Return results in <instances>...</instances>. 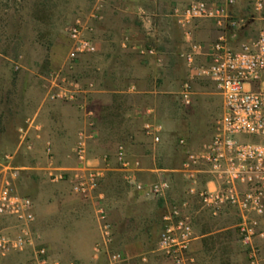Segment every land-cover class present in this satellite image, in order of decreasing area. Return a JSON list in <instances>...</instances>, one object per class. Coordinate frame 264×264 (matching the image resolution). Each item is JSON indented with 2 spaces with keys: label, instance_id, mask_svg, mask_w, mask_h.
<instances>
[{
  "label": "crops",
  "instance_id": "0c3cea01",
  "mask_svg": "<svg viewBox=\"0 0 264 264\" xmlns=\"http://www.w3.org/2000/svg\"><path fill=\"white\" fill-rule=\"evenodd\" d=\"M120 1L122 6L116 14L111 5L96 0L88 17L89 36L98 43V51L88 55V81L75 80L85 88L84 93L68 101L50 98L52 93L70 88L65 83L71 80L66 75L68 67L62 72L66 55L62 68L60 58L52 59L51 67L55 68L40 75L38 82L25 86V95L18 103L20 110L14 100L9 98L6 103L7 121L18 123L13 125L16 126L15 150L19 147L20 128L31 144L30 150L20 152L26 156L25 160L13 164L15 182H27L23 171L38 182V191L31 196L35 215L33 231L38 238L36 245L46 247L51 263L110 264L109 254L118 251L131 264L142 256H146L143 264H173L155 251V244L171 204L184 199L186 184L179 173L180 165L170 168L159 158L174 129L172 120L162 115L159 103L174 92L175 85L173 80H162L161 76L165 72L171 76V56L178 50L181 58L188 51L189 39L202 45L201 54L196 57L201 64L207 47L221 35L230 42L235 33L239 42L254 37L264 25V4L255 10L256 0H248L249 3L235 0L228 9L243 22L237 31L218 27L214 20H197L188 28V36L178 28L179 37L175 38L171 32L173 26L178 27L174 11L185 7L190 0ZM206 1L225 4V0ZM247 9L251 12L249 17L245 16ZM161 28L164 32H160ZM142 50H152L153 54L141 53ZM115 106H119L123 120L120 135L131 155L128 157L132 165L127 169L114 167L117 145L112 141L115 127L110 111ZM87 111L92 112L91 118ZM146 124L162 127L159 143H153L146 134ZM80 134L85 137L87 149L83 166L99 171L98 187L106 180L104 177L120 175L117 182L120 195L101 192L97 187L91 198L85 200L71 191L68 180H50V175L58 170L77 169L80 162L74 148ZM48 144L52 151L50 160L44 152ZM128 177L145 184L167 179L170 190L161 196L148 195L134 190L126 180ZM177 179L181 190L176 188ZM20 192L30 191L24 188ZM99 207L106 210L111 225V242L107 246L97 218ZM193 217V239L185 254L187 264H247L233 214L226 212L212 217L198 210ZM259 245L264 257V240ZM8 257L27 264L30 251Z\"/></svg>",
  "mask_w": 264,
  "mask_h": 264
},
{
  "label": "built area",
  "instance_id": "2783aa9c",
  "mask_svg": "<svg viewBox=\"0 0 264 264\" xmlns=\"http://www.w3.org/2000/svg\"><path fill=\"white\" fill-rule=\"evenodd\" d=\"M234 3L235 0H225L222 5L190 0L185 7L174 11L175 23L187 36L188 28L197 20H214L218 27L237 31L243 22L229 12L228 8ZM263 4L262 0H256L255 10L261 9ZM67 34L71 44L67 54L68 69L81 56L98 51V43L89 36V27L81 17L74 19ZM188 43V51L181 54L188 75L179 91V99L182 104L189 105L192 82L207 80L222 97L221 114L214 123L211 138L201 146L194 148L183 138L178 139L183 154L179 173L186 184L184 199L171 204L155 251L173 264H187L185 254L193 239L196 211L204 210L212 217L230 212L237 218L235 228L247 264H264L259 245L264 240V25L256 36L239 42L235 40V33L230 42L221 35L207 47L205 61L201 64L196 57L201 54L202 45L192 39ZM141 53L151 55L153 51L142 50ZM67 82L70 88H62L50 98L68 101L74 100L76 94L84 93L85 88L77 81ZM86 113L92 117L91 111ZM161 131L160 125H145L146 134L155 144L160 142ZM19 133L16 151L30 150V141L21 128ZM44 152L50 160L49 144ZM86 153L85 137L80 134L74 148L80 162L77 169L58 170L50 175L52 182L68 180L71 191L85 200L96 192L100 179L99 171L83 166ZM115 159L122 169L132 165L123 144L116 146ZM14 176L15 169L11 172V177ZM126 180L134 190L148 195L161 196L170 190L167 179L151 184L136 182L132 177ZM97 218L107 246L111 242V225L103 207L98 208ZM34 222L32 200L18 194L9 179L0 181V262L11 254L30 251L27 264H59L57 261L51 263L45 246L36 245ZM145 262L146 256H142L135 264ZM109 263L131 264L118 251L109 254Z\"/></svg>",
  "mask_w": 264,
  "mask_h": 264
},
{
  "label": "rangeland",
  "instance_id": "374dc122",
  "mask_svg": "<svg viewBox=\"0 0 264 264\" xmlns=\"http://www.w3.org/2000/svg\"><path fill=\"white\" fill-rule=\"evenodd\" d=\"M95 1L0 0V118L2 119L0 122V181L9 179L18 194L28 196L30 199L32 193L38 191V182L32 180L25 171L22 176L28 178L27 182L22 180L19 184L15 182L17 176L11 177L13 164L24 161L26 156L14 148L16 126L13 125L18 123L7 121L6 103L9 98L14 100L17 110H20L18 103L25 95V86L30 82H38L40 75L48 73L49 68H55V66L51 67L52 59L60 58V68H62L61 62L71 47L67 30L78 16L88 25L87 20ZM102 1L111 5L109 7L116 14L117 8L122 6L120 0ZM250 13L247 9L245 16L249 17ZM178 28L175 26L171 28L175 38L179 37ZM160 32L164 30L162 31L161 28ZM171 58L173 63L171 76L168 77V73L165 72L161 79L173 80L174 92L166 95L167 98H163L159 104L162 115L172 120L174 129L169 136L168 146L162 153L160 152L159 158L166 166L178 168L183 159L182 150L177 143L178 139L183 138L194 148L209 141L214 123L221 114L222 97L216 93L209 81L196 80L191 84L193 94L190 104H182L178 94L187 78L188 70L178 50L173 52ZM87 62L88 55L80 58L71 69H67V77L86 83L89 78ZM66 65L68 62L63 66L62 72L65 71ZM15 66L18 69H15ZM125 102L128 103L127 100ZM119 109V106H115L110 111L115 127L112 141L114 145L123 144L126 148L124 138L120 135V125L123 120ZM127 154L131 157L128 152ZM114 167L120 168L118 163H115ZM117 174L120 173L117 172ZM171 174L173 176V173ZM104 178L106 180L100 182L98 190L120 195L121 189L117 183L120 175ZM178 179L176 188L181 190ZM24 188L30 192L21 193L20 190ZM234 223H237L236 217ZM0 264H24V262L11 261L8 257Z\"/></svg>",
  "mask_w": 264,
  "mask_h": 264
}]
</instances>
